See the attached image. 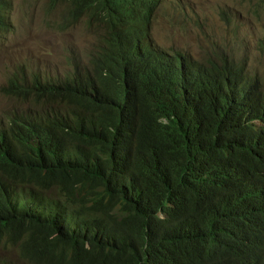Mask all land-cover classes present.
<instances>
[{"label":"trees","instance_id":"trees-1","mask_svg":"<svg viewBox=\"0 0 264 264\" xmlns=\"http://www.w3.org/2000/svg\"><path fill=\"white\" fill-rule=\"evenodd\" d=\"M64 1L75 18L96 2ZM105 1L113 21L148 0ZM165 54L132 57L117 90L36 79L44 107L1 132L0 228L29 238L0 264H264V79L223 52ZM78 169L89 206L15 200L12 175Z\"/></svg>","mask_w":264,"mask_h":264},{"label":"clouds","instance_id":"clouds-1","mask_svg":"<svg viewBox=\"0 0 264 264\" xmlns=\"http://www.w3.org/2000/svg\"><path fill=\"white\" fill-rule=\"evenodd\" d=\"M62 5L65 7L64 24L80 23L85 20V27L94 32L95 40L87 52L80 56L71 57L68 67L61 72H41V74L35 72L29 74V76L23 72L18 73L21 78L16 76L11 81L12 98L18 102V107L3 112L0 115V147L3 126L8 127L15 116L41 111L44 107L39 96V91L36 89L38 84L35 85L36 87L33 85L36 79L39 80L38 83L40 84H57L61 87H66L84 80V76L93 77V81L98 86L103 79L110 77V88L117 90L120 77L128 61L132 57L143 54L144 51L165 52L167 59H171L169 55L178 51L195 57H212L214 54L223 52L229 54L236 65L240 67L244 66L248 72L258 73L264 79V49H262L261 57L263 69L260 72L257 68L248 65L247 57L242 58L239 55L238 31L234 27L230 29L232 24L231 17H228L224 11L221 13V17L225 21L226 30L228 33L231 32V42H227V40L220 41L221 37L217 39L215 36L210 35V33L200 31L199 35L206 37L205 44L199 45L194 51H190L187 48H182L172 43L164 45L154 35L155 23L158 17L172 15L175 12H179L183 16L193 20L194 25H201L198 13L187 0H148L136 6L139 9V15L133 17L127 12L128 9L133 8V5L128 3L122 11L123 17L116 18L113 21L107 15L106 11L109 7H107L108 5L105 0H96L95 6L92 5L91 9L83 11L79 14L81 16L77 18L71 16L68 4L64 0H47L46 9L50 14ZM15 12L16 6L14 0H0V41L6 40L11 34L15 33L16 28L13 20ZM234 21L238 22L236 18H234ZM234 49L237 51L234 52ZM99 61L100 63H98ZM14 83L19 87L23 85L27 86L28 94L19 96L13 86ZM45 105L54 109L58 107V104L52 102L45 103ZM6 167V160L0 161V172L7 173V170H4ZM12 178L13 181L10 183L15 185V200L18 199L24 203L29 201L34 194L39 198H43L46 202L54 203L59 209L66 202H72L78 207L81 203L89 206L90 197L88 196V188H97V185L94 183H87V186H84L89 176L79 169L70 172L68 176L59 177L54 181H50L45 171L36 174L30 170H25L18 175H12ZM14 224H17L21 228L18 222H14L10 223L6 228H0V233ZM21 234L25 238L18 239L17 245L22 241L26 242V239L29 238L26 232L22 233V229ZM17 252L11 256L0 257H12Z\"/></svg>","mask_w":264,"mask_h":264},{"label":"rangeland","instance_id":"rangeland-1","mask_svg":"<svg viewBox=\"0 0 264 264\" xmlns=\"http://www.w3.org/2000/svg\"><path fill=\"white\" fill-rule=\"evenodd\" d=\"M198 13L201 25L179 12L159 16L154 35L164 45L176 46L194 51L205 44L206 37L200 31L210 33L220 41L231 42L224 13L231 17V28L238 31V49L242 58H248V65L263 69L264 49V0H187ZM15 33L0 41V115L18 107L12 98L11 81L21 78L19 72L56 73L66 69L73 56H80L92 46L94 32L80 23L64 24L65 7L62 5L48 13L47 0H14ZM233 15V16H232ZM234 18L238 20L236 23ZM58 26H57V24ZM263 42V43H262ZM206 48V47H204ZM237 51L234 49V52ZM24 239L17 224L0 233V256L14 255L17 240Z\"/></svg>","mask_w":264,"mask_h":264}]
</instances>
